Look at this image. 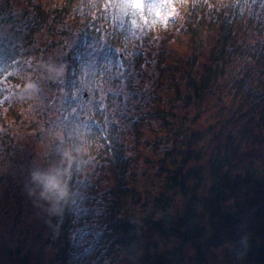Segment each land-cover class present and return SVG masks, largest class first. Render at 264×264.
Returning <instances> with one entry per match:
<instances>
[{
    "label": "trees",
    "instance_id": "16d2710c",
    "mask_svg": "<svg viewBox=\"0 0 264 264\" xmlns=\"http://www.w3.org/2000/svg\"><path fill=\"white\" fill-rule=\"evenodd\" d=\"M18 2L27 11L30 8L33 17L24 12L16 13L14 5ZM45 2L0 0V63L23 56L22 51H25V56L31 53L27 48H21V44L29 43L27 41L31 36L34 38L43 32L49 18L47 7L51 2L56 6L51 11L53 23L46 26L48 33L55 30L56 24L65 23L66 26L62 34L65 36L64 48H68L60 60L67 64L68 73L62 82H50L49 87L55 88L53 93L48 87L54 94L50 109L44 105L46 101L42 93L40 99L33 101L38 107L31 117H22L21 109L16 111L9 107L5 112L0 110V128L3 129L0 136H20L23 131L32 130L34 136L31 138L36 137L37 144L43 149L42 159L47 151L53 152L55 141L40 129L49 126L55 128L65 123L64 114L74 105L72 92L77 87L76 77L80 66L86 64L91 56L95 57L99 70H103L116 45L125 56H137L132 50V41L125 40V32L116 34L117 27L110 26L102 14L79 15L77 0H50L47 5ZM191 8V18L203 14L199 6ZM219 11H225L222 15L218 12L216 19L219 24L216 25L217 20L212 21L208 25L210 32L205 29L208 36L211 35L207 38L209 52L204 55L207 64L203 65L202 70H194L197 57L187 58V63L179 59L182 65H190L186 69L191 72V77L183 84L187 88L186 98L195 102L196 111L199 110L200 102L206 100L208 91L220 89L217 86L218 78L223 74L220 68L230 61L235 47L243 43V53L249 51L252 57L259 55V48L256 52L253 45L248 48L244 42L245 38L261 32L260 29L258 33L255 27L251 33L252 19L248 17L249 12L241 14L239 8L233 5ZM21 14L23 17H19ZM196 24L187 22L186 28H183L189 37L190 44L187 46L190 49H196L204 40L202 30ZM172 33L168 32L167 36L174 37ZM32 47H35V43ZM157 49L160 58L170 57V47L164 40ZM40 53L42 59L46 60L44 46ZM219 60L224 62L218 65ZM163 74L155 79L151 77L153 89L149 92L150 105L154 106L148 114L152 117L153 113L159 112L161 122L167 119L160 108L161 96L155 88V82L157 86L161 84ZM170 75L174 77L172 73ZM123 77H126V90L134 88L135 93V77L126 72ZM106 79L113 81L110 75ZM9 80L15 82L13 77H9ZM234 84L237 87L236 81ZM173 88L176 94H181L180 84ZM45 92H48L47 89ZM243 101V104L249 105L250 114L254 113V109L258 111V102L249 101L245 94ZM97 102L93 103L94 106ZM104 103L110 107L109 102ZM240 107L238 110H241ZM259 114L262 126L263 110H259ZM72 116L79 118L75 112ZM104 117V112L97 109L95 119L99 126L93 124V127L97 132L105 133L97 144V162L105 164L108 169L106 175H98L96 185L106 179L110 188L105 192L95 190L93 194L89 186L84 188L86 192L82 195L83 199L75 207L66 208L62 217L48 216L44 226V230L49 232L47 240L34 244L30 253H26L25 245L36 239L30 237L33 230L31 226L15 238L13 245L8 248L11 249L10 255L18 257L20 264H38L42 255L46 254L49 255L48 264H70L75 259L83 258L79 247L85 245L82 252L93 258L87 260L91 264H96V255L101 259L108 253L116 254L111 264H182L187 257L194 264H205L206 253L228 247L240 258L241 264H264V166L252 167L249 160H245L247 163L242 169L234 166L241 157L239 149L242 141L251 138L248 136L251 131L248 125L243 123L240 129L227 131L224 137L215 138L205 136L204 125L197 124L198 115L196 118L185 116L175 124L180 125V133L176 135L141 139L134 133L132 146L143 149L129 156L124 132L112 122L106 125L105 131ZM40 136L45 138L41 139ZM163 142L165 146L160 148ZM13 143L10 140V144ZM17 145L12 146L11 150L6 147L0 149V154L4 158L5 153L9 168L17 167L20 171L17 173V181H20L16 185L17 196L22 202L21 207L27 211L26 215L35 222L48 207H40L38 212L36 206L26 201V191L22 192L18 186L21 182H27L32 170L43 168L44 163L29 162L25 171V158L15 160L9 156L11 151L18 156V149L21 154L25 153V146ZM144 150L145 155L142 154ZM206 151L209 158L204 156ZM134 162L139 164L137 172L132 166ZM73 186L78 187L77 184Z\"/></svg>",
    "mask_w": 264,
    "mask_h": 264
},
{
    "label": "rangeland",
    "instance_id": "374dc122",
    "mask_svg": "<svg viewBox=\"0 0 264 264\" xmlns=\"http://www.w3.org/2000/svg\"><path fill=\"white\" fill-rule=\"evenodd\" d=\"M42 2H44V0H42ZM215 2L216 0H213V3ZM49 3L50 0H46L45 4L47 5ZM197 6L202 8L203 14L198 15L193 19L190 17L192 8H187L185 10L184 19L171 30V32H173L172 36L174 35V37H168V32H166L158 37L147 35L131 40L134 45V49L132 47V50L134 53H137L136 57L134 55L125 56V54L121 52L119 46L116 45L114 47V50L108 57V61L105 62L106 65L104 64V69L100 70L101 72H104V75L101 77V85L92 90V96L94 97L93 103L98 101V105L100 99L103 98L104 102H109L110 104V107H106V109L102 110L105 115L103 121L106 122L103 129H106V125L112 122L117 128L122 130L126 137V146L128 148L127 154L129 155V153L135 154V151L143 149V147L134 148L132 146L134 133L136 136L137 134L138 136H141V139L149 136L161 137L176 135L177 133H180V125L175 124L181 122L185 116L187 118H196V115H198L197 124L204 125L206 132L205 136H218V138H221V136L224 137L227 131L234 132L232 130L240 129L241 125L245 123L251 128L248 135L251 136V138L242 141L239 149L241 157L234 166L242 169L244 164L247 163L245 160H249L252 167L261 168L264 166V125L261 126L263 122L260 118L259 110H263L264 112V11L257 14L256 5H253L251 11H246L249 12L248 17L252 19L250 24V27L252 28L251 33H253L255 27L258 28V33L260 32V29L261 32L258 35L255 33L254 35L245 38L244 42L248 48L253 45L256 52L259 48V55L252 57L249 51L247 54L243 53V43H240L238 47H235V50L232 51L230 61L227 64L225 63L224 67L220 68L221 72H223L221 78H218L217 81V86L220 87V89L214 88V90L208 91L205 97L206 100L200 102L199 110L196 111L195 102L186 98L187 88L184 86V84L188 82L189 77H191V72L188 71L189 69H186V67L189 68L190 65H182L179 62V59H182L187 63V58L197 57L198 61L194 65V70H202L203 65L207 64L204 55L209 52V39L207 38L211 37V35L208 36L207 30L210 32L208 25L212 23V21L216 22L218 12L220 15L225 12L219 11V9L222 10L223 7H209L203 4ZM14 7L16 13L24 12V14L28 13L30 17H33L32 10L29 8L27 11L24 8V5L19 2L16 3ZM47 9L49 18L44 29H42L43 32L37 34L34 38L31 36L27 41L29 43L26 42L27 44H23L24 46L21 44V48H27L31 51L27 56L30 55L42 59L40 49L44 46V51L47 55L46 60L61 62L60 57L66 55L68 48H64L66 47L63 42L65 36L62 34L66 26L65 23L56 24L54 26L55 30L49 34L46 26L48 23H53V18L51 16V11L53 10L52 2L48 5ZM19 17H23V15L21 14ZM187 22L192 25L196 22L199 30H202L201 35L204 40L196 49H190V47L187 46L190 44L188 42L189 37L185 34L183 29L186 28L185 24H187ZM218 24L219 20H217L216 25ZM119 31L120 30L116 28V34H118ZM163 40L168 48L170 47V52L168 51L170 57H168V55L162 56L161 58L159 57L157 48ZM34 43L35 47H32ZM257 43L259 44V47ZM135 44H137V47ZM135 49H138L139 51L135 52ZM22 54L26 55L25 51H22ZM255 54L257 55V53ZM179 55L180 57H178ZM135 58L139 60H135ZM223 62L224 61L219 60L218 65ZM92 63L96 64L95 57L90 56L86 64ZM109 64L112 67L111 72L105 71V68ZM158 67L164 72L162 83L157 86L155 82V88H157V92H159V95L161 96L160 108H162V114L165 113L167 119L163 122L159 119L161 116L159 112L153 113L152 117L148 115L151 110L150 108L154 106L150 105L151 94L149 92L152 91L150 89H153L151 85V77L155 79V77H158L160 74L162 75V72ZM32 70H34V72ZM32 70L33 77L40 85V93L37 99H40L43 93L45 96L44 100L46 101L44 102V105L50 109L54 95L53 93L55 92V88L53 89L49 87L52 80L47 78V76L43 74L41 70H38V68L34 67ZM123 72L135 77L134 81L137 83L135 93L134 88H132L131 91L126 90V77H123ZM170 73H172L174 77H171ZM108 75H110L113 81L106 79V76ZM243 80L245 82H243ZM235 81L237 87L234 84ZM245 83L247 84V87ZM176 84H180L181 86V94L179 95L176 94L173 88ZM146 85L147 87H145ZM48 87L54 92L51 93ZM45 89H47L48 92H45ZM85 94H87L88 101V93H84V95ZM244 94L249 98V101L254 103L255 101L258 102L257 112L254 109L253 114L249 113V105L243 104ZM98 97H100V99H98ZM87 101L85 100V102ZM238 106H241V110H238ZM9 107L14 108L16 111L21 109L22 117H31L38 107V104L36 105L33 101L5 102V104L0 107V110L5 112ZM172 107H174V111H172ZM80 111H85V109H81ZM224 119L226 121H224ZM48 123L50 124V122ZM135 128L141 132L135 131ZM174 130L175 133L173 132ZM44 133L46 132H43V134ZM31 136H34L32 130H25L20 136H0V149L6 147V149L11 150V147L16 144H18L17 146H25L26 150L24 154H21L20 149L16 150L18 151V156L15 155L14 151H11L9 154V156L13 157L15 160L22 157L26 159L24 160V166H26L25 171L27 170L29 162L37 164L44 163L41 158V155H43V149L40 144H37L36 137L31 138ZM43 137L45 138V136H40L41 139ZM10 140L14 141V143L10 144ZM164 146L165 143L163 142L160 148H164ZM205 153L204 156L209 158L208 151ZM142 154L145 155V150ZM5 159V153L4 158L0 154V264H20L19 258L10 255L9 253L11 249L8 248L13 245L14 240L18 235L24 233L31 226H33V230L30 237L36 239L25 245L24 251L26 253H30L34 244L40 242L43 243L47 240L49 232L47 233V231L44 230V226L46 225V220L50 214L47 209V211L39 216L35 222L33 218L26 215L27 211L21 207L22 202L19 201L16 190V185L20 182L17 181V173L20 171L17 167L9 168ZM132 166L136 168L134 169V172H137L139 164L134 162ZM107 169L108 167L105 164L96 162L95 168L90 173H87L84 177L80 178L79 184L77 185L81 188L82 195L86 192V189L84 188L87 186L90 187L92 194L95 190L96 192H105L110 188V186H108L110 184L107 183L105 178V182L102 181L96 185L98 175H106ZM18 187L22 192L26 191L27 194V190L34 186L30 181V177H27V182H21V185ZM26 198V201L30 205L36 206L38 212L40 207H48L44 201L38 198V196L29 197L26 195ZM38 232H40V237L37 238ZM84 247L85 245L79 247L80 255L83 256V258L75 259L70 264H91L90 262H87V260L93 258L88 257L85 252H82ZM48 256V254L42 255L38 264H48ZM115 257V253H108V255L101 259H98V255H96L97 259L94 262L96 264H111V260ZM189 258L190 257L185 258L182 264H194ZM204 261L205 264H241L240 258L228 247L225 249L209 251L205 254Z\"/></svg>",
    "mask_w": 264,
    "mask_h": 264
},
{
    "label": "clouds",
    "instance_id": "9594fccd",
    "mask_svg": "<svg viewBox=\"0 0 264 264\" xmlns=\"http://www.w3.org/2000/svg\"><path fill=\"white\" fill-rule=\"evenodd\" d=\"M201 4L209 7L233 5L239 8L241 14L251 11L253 5H256L257 14L264 11V0H242V3L241 0H216L215 3L213 0H77L76 10L81 16L102 14L110 26L125 32V40L130 42L141 36L158 37L171 31L184 19L187 8ZM33 65L57 83L62 82L68 73L66 63L35 56L23 55L5 60L0 63V107L5 102H31L38 98L40 85L32 75ZM105 71H112L110 64ZM103 75L104 72L94 63L81 65L76 77L77 87L72 92L74 105L65 112V123L55 128L49 126L40 129L55 141V149L43 156V168L30 172L34 187L27 190V195L38 196L44 201L50 215L62 217L66 208L80 203L83 199L81 188L73 185L79 184L80 178L96 166L97 144L105 133L97 132L93 124L99 126L95 119L96 112L106 105L101 98L99 104L94 106L92 90L101 85ZM9 77H13L15 82ZM84 93H88L87 102ZM78 109L85 111L77 112ZM74 112L79 118L72 116ZM244 239L246 242L247 237Z\"/></svg>",
    "mask_w": 264,
    "mask_h": 264
},
{
    "label": "water",
    "instance_id": "95a60500",
    "mask_svg": "<svg viewBox=\"0 0 264 264\" xmlns=\"http://www.w3.org/2000/svg\"><path fill=\"white\" fill-rule=\"evenodd\" d=\"M84 100H86V101H87V94H85V95H84Z\"/></svg>",
    "mask_w": 264,
    "mask_h": 264
}]
</instances>
